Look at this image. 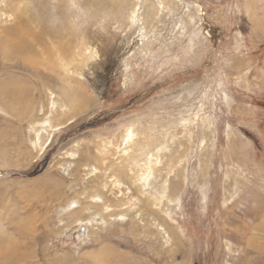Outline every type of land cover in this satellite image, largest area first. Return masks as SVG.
Returning <instances> with one entry per match:
<instances>
[{"label":"rangeland","instance_id":"374dc122","mask_svg":"<svg viewBox=\"0 0 264 264\" xmlns=\"http://www.w3.org/2000/svg\"><path fill=\"white\" fill-rule=\"evenodd\" d=\"M6 86L0 264H264V0H0Z\"/></svg>","mask_w":264,"mask_h":264},{"label":"bare ground","instance_id":"6f19581e","mask_svg":"<svg viewBox=\"0 0 264 264\" xmlns=\"http://www.w3.org/2000/svg\"><path fill=\"white\" fill-rule=\"evenodd\" d=\"M3 88H7V86L6 87H0V90H2L3 92H7V91H4V89ZM10 88V87H9ZM9 88H7L6 90H8ZM19 89V88H18ZM11 90H13L12 88H11ZM10 92V91H9ZM19 92H21V90H19ZM11 93V92H10ZM14 93V92H13ZM55 103V102H54ZM38 123H39V125H40V130L41 131H43V132H45V133H47V134H49V129H51V128H53V125H52V122L49 120H39L38 121ZM38 134H39V132H38ZM135 136H136V133H135V130L133 129V127L131 126H129L128 128H127V130H126V134L124 135V137H123V140H122V143H124V145H125V149H124V154H127V152H128V145L130 146V144L131 143H133L134 142V140H135ZM40 136L38 135V141L40 140ZM38 146H37V144L35 143V148H37ZM159 162V155L158 156H155V154L153 153V152H151V153H148V156H147V160L146 161H144V176H146L147 175V180L146 181H148V179H149V177L150 176H152L153 175V171H154V169H155V167L157 166V163ZM146 184V183H145ZM94 198H98L97 196H94L93 197V199ZM154 199V198H153ZM99 200V199H98ZM73 203V202H72ZM72 203L71 204H69L66 208H67V210L68 211H71V210H74V208L76 207V206H73L72 205ZM106 209H108V210H111V207H110V205H106V207H105ZM117 219L118 220H120V221H122V222H124L125 220H126V214L125 213H123V214H118V217H117ZM3 229V228H2ZM4 235H5V232H4V230H3V232L2 231H0V247L2 248V250L4 251V253L5 254H7V256L9 257V256H11V255H13L14 254V249H16L17 247V245H16V242L14 241V240H9L8 239V241L7 240H4V239H6V238H4L3 239V237H4ZM15 247V248H14ZM15 251H17V250H15ZM21 255H23V254H21ZM20 255V256H21ZM18 256V255H17ZM18 259V258H17ZM111 261H114L115 262V260H112V258L110 259ZM120 261V260H119ZM124 261V260H123ZM136 263H138V262H136ZM114 264V263H113ZM116 264H117V261H116ZM124 264V263H123Z\"/></svg>","mask_w":264,"mask_h":264}]
</instances>
